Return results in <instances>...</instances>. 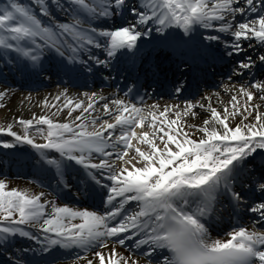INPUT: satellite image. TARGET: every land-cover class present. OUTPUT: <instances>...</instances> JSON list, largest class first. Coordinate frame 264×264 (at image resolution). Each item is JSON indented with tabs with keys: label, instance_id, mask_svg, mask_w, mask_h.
I'll list each match as a JSON object with an SVG mask.
<instances>
[{
	"label": "snow or ice",
	"instance_id": "snow-or-ice-1",
	"mask_svg": "<svg viewBox=\"0 0 264 264\" xmlns=\"http://www.w3.org/2000/svg\"><path fill=\"white\" fill-rule=\"evenodd\" d=\"M53 9L66 20L58 19ZM118 18L121 26L101 28L95 23ZM173 26L185 34L212 29L218 34L204 38L223 40L225 55L245 54V42L248 49L264 48V0H30L28 5L2 0L0 61L18 71L34 69L46 51H54L65 67H86L89 61L108 66L121 51L137 50L138 41L153 30L162 33ZM257 66L264 69V53L255 59L246 54L234 71L243 75L241 69ZM175 91L181 93L183 87ZM235 91L222 111L211 103L189 101L182 108L161 110L158 104L140 107L96 93L85 94L87 102L62 93L55 97L57 103L43 102L53 110L50 115L18 117L0 126V135L13 138L0 140V146L35 149L58 183L68 187L66 170L77 166L91 185L104 190V210L97 212L58 206L44 199V192L7 190L0 180V246L19 236L36 241L41 254L56 247L91 252V258L77 254L74 264H140V257L146 264H264V231L237 224L224 237L213 238L207 226L223 197L232 207L230 216L243 205L255 214L253 225L264 227V174L256 175L247 163L264 151V111L253 102L257 97L264 102V79L253 76ZM8 92L0 90V108ZM197 108L210 114L203 126L182 124L183 117L198 115ZM65 109L70 119H53ZM104 116L114 118L109 122ZM236 117L240 122L232 126ZM14 124L22 131L13 130ZM145 126L151 131L137 132ZM187 128L202 135L193 139ZM130 149L141 167L125 160ZM245 174L247 184L237 191L235 181ZM245 189L259 192L260 199L244 203ZM28 229H36L42 238Z\"/></svg>",
	"mask_w": 264,
	"mask_h": 264
},
{
	"label": "bare ground",
	"instance_id": "bare-ground-1",
	"mask_svg": "<svg viewBox=\"0 0 264 264\" xmlns=\"http://www.w3.org/2000/svg\"><path fill=\"white\" fill-rule=\"evenodd\" d=\"M53 12L56 14L57 18L60 19L62 13H58L53 9ZM126 15V14H125ZM239 19V18H238ZM96 24L99 26H104V27H116V26H121L123 24L122 19H116L115 21L113 20H108L107 23L104 21H96ZM155 35L152 36H145L142 37L140 40H142L145 45L148 46V49H155V48H162L166 43L167 44H177L178 42H182L185 45H188L189 48H193L195 50H198L202 53H206V51H209V49H214V50H221L225 51L223 47V40L220 43H217L215 41H209L206 40L205 38H200V36L206 37L207 35H216L218 34L212 29H203V28H196L192 33L190 34H185L183 32V29H180L178 27H171L166 29L162 33H157L155 32ZM223 36V34H220ZM139 42V41H138ZM247 42H245L246 44ZM169 48L170 46H164V48ZM166 48V49H167ZM180 48V47H179ZM175 48V49H179ZM248 49V48H247ZM256 48L254 49H248L246 52L250 55H252L255 52ZM93 52L95 55H98L100 57H105L104 53L98 49H93ZM119 54L116 59L119 58ZM180 54H183V52H178L177 54H174L171 58L177 59ZM127 55V53H126ZM246 55V54H245ZM182 56V55H181ZM241 55H233L229 59V63H232L235 61ZM106 58V57H105ZM124 58V57H123ZM170 58V59H171ZM231 59L233 61H231ZM147 60V59H146ZM0 65V78L5 79L9 84H16L19 86H25L27 88H31L30 91L26 90H15L14 87H5L3 85H0V90L8 89L9 92L6 95V97L3 100V104L5 107L0 108V126H7L8 123H13L15 118L22 117L24 119H30L32 118L33 114L39 116V115H44V114H51L53 111L50 108H47L44 106V101L47 99L49 104L52 103H57L55 101V97L58 95H61L62 93H66V95L74 100H84L87 102V98L85 94L91 95L92 93H96L97 96H104L109 99H115V98H120V95L118 94L115 96L114 91H108V90H102L96 86L97 82L91 83V87H88L87 85L89 82L84 86H76L73 84V77L76 76L78 73H84V67L85 66H80V65H68L65 67V65L62 63L61 58L56 54V53H50V56L45 55V58L42 60V64H38L35 66L33 69L31 66L28 68H25L23 71H18L17 67L14 65L11 68L5 67L4 63L2 61ZM57 63L59 64L56 69V71H53V68L55 66H49L50 65H55ZM233 64V63H232ZM88 65H94L91 61H89ZM88 65L86 67H88ZM19 66L23 68V65L20 63ZM51 67V68H50ZM48 68V69H47ZM69 68L71 70H69ZM255 71L252 73V79L253 76L255 79L262 78L263 75L261 74L264 72L263 69H260L258 66L254 67ZM100 69H106L105 67H100ZM231 69L230 72L226 75H222V80L218 84L211 85L207 87L204 91L199 92L198 90L195 91L196 95L193 96L192 98L196 97L197 99H188L186 101H169V100H159V101H154V102H148L143 106H148L152 104H158L161 106V110L163 109L164 106H170V105H180L181 108L185 105L186 102H200L204 103L206 106L208 103H211L213 107H216L218 110H221L224 108L225 105L230 104L231 102V95L236 94V89L239 88L240 85L246 83H242L240 81H234L233 79L238 78V77H233L232 80H229V77H232L231 74ZM248 72V71H247ZM51 74L54 78L53 81L46 80L44 78L45 74ZM43 74V75H42ZM65 79V81H62L61 77L62 76ZM181 73H179L178 76H180ZM182 79H179L178 81H181ZM60 82H65L66 87L65 88H52L51 85H54L55 83H60ZM70 87L72 89H70ZM215 87V88H214ZM217 87V88H216ZM206 97H210L209 99H205ZM256 104L261 105V111H264V102H262L258 97L254 99L253 101ZM59 103H63V97L61 98V101ZM103 103V102H101ZM67 109H65L62 113H60L58 116L53 117V119L58 120L59 122H65L67 119H70L67 117ZM98 111H102L100 107L98 106ZM196 113H198L197 116H188V117H183L181 120L182 124L187 125H193V126H200L202 127L203 124V119L209 117V113L206 112L205 109H194ZM78 114V112L74 113V115ZM108 116H104L103 119H107ZM170 118L171 114H170ZM103 119L98 121V123H102ZM240 117H236L234 120L231 121V125L235 126L237 123L240 122ZM13 130L15 131H22L18 125L14 124ZM91 130V128H90ZM188 131L192 132V138L197 139L199 138L202 133L198 131H194L193 128H187ZM141 131H151L147 126H145L143 129H140L139 132ZM0 136H8V135H0ZM13 140V139H11ZM37 142H43L41 137H36ZM157 143L159 141L157 140ZM137 147H140L144 151H150L149 147L147 145H141L136 143L135 144ZM162 147V145H161ZM24 148H31L28 145H17L14 148L11 149H6V150H1L0 151V157L4 158L3 164L0 166V174L1 173H6L10 174L14 171L19 172H14L15 175L18 176H24L27 175L26 177H31V181H24L22 179H11L9 180L10 185L12 188H16L21 191L28 192L30 194H39L41 192H44L46 195L44 199L47 200H52L56 201L58 206H63L62 203H60L58 200L53 195V188L55 187L57 189V178L53 175V171L49 170L47 166H42V162L40 161V158L38 162L35 165H38L37 168L33 169V171L29 172H23L21 169L24 166L25 163H27L32 157H39L37 154V151L32 148L31 152L29 154H26L23 152ZM175 150V149H174ZM134 155V150L130 149L129 150V156L125 157V160H130L131 164H135L137 167H141L142 163H137L139 160V157H136V159H132V156ZM16 163V166H12L11 164ZM248 164H252L251 166H256V169L263 168L264 169V151H260L256 154H254L252 157H249ZM130 166V165H129ZM42 174H44V178L42 177ZM68 174L74 175L72 180V187L78 190H82L84 194H86L88 191H90V188L94 186L98 193L103 195L104 191L102 192V189L99 188L98 186L95 185H89L88 183L90 182L87 177H85L79 170L77 166L70 167L66 170V175L65 178ZM51 177V178H50ZM241 178L247 179V175H241ZM35 183L37 185H42V189H38L37 187H34L33 184ZM71 182V181H70ZM84 196V195H82ZM78 199V198H76ZM80 200V199H79ZM68 206V205H67ZM74 209H81L79 207H74V206H69ZM50 210V209H49ZM79 222V220L75 221ZM35 233L37 236L42 238V233L38 232L36 229H28ZM259 231H264V230H259ZM224 237V236H223ZM34 245L35 247H39L36 252L40 251V246L36 241H33L29 238L25 237H15L11 239L8 243L4 244L3 246H0V250L10 253L11 258L8 259L9 264H45V260H37L35 259L34 254L30 252H24L19 249H13L12 247L14 245H20V246H29V245ZM126 247V246H125ZM77 251V250H75ZM118 251L124 252V249L118 248ZM52 253V252H51ZM77 253V252H76ZM83 253V254H82ZM78 254H82L81 256L87 255L89 258H91V252H82L79 250ZM127 254V253H124ZM73 255V254H72ZM56 256V255H54ZM140 264H146V260L143 257H140ZM74 260H69V261H62V262H55L52 264H74Z\"/></svg>",
	"mask_w": 264,
	"mask_h": 264
},
{
	"label": "rangeland",
	"instance_id": "rangeland-1",
	"mask_svg": "<svg viewBox=\"0 0 264 264\" xmlns=\"http://www.w3.org/2000/svg\"><path fill=\"white\" fill-rule=\"evenodd\" d=\"M0 2H2V0H0ZM21 2L23 4H25V5H28L30 3V0H21ZM60 20H66V17L62 14ZM245 48H246V50H248L247 49V43L245 44ZM49 53H54V51H46L45 52L46 55H49ZM262 53H264V48L256 47L255 52L251 56H253V58L255 59L258 54H262ZM232 69H233V73L236 74V72L234 70L237 69V62H234L233 66H232ZM250 70H252V69H250ZM240 71L242 72L243 70L241 69ZM46 76H45V78H47ZM249 76H250V74H247V76H242L238 80H234V81H240L242 83H245L246 80L249 79ZM49 77H50V75H49ZM261 79H264V75L259 80H261ZM0 85H3L5 87H14L15 90H26V91H30L31 90V89H28V88L17 86L15 84H11L10 85L5 80H1V79H0ZM51 87L52 88H57L58 87V88L61 89V88H65L66 86H64L63 83H61V84H54ZM11 139H13L11 136H0V140H3V141H12ZM6 149L7 148H3L2 146H0V151L1 150H6ZM21 150H23L24 152H29V150H26V149H21ZM3 161H4V158L0 157V166L3 164ZM34 164H35V158H33V160L31 161V164H29V167L27 165V168L29 170H31L30 168H32L34 166ZM17 177H19V176H13V173H10V174L1 173L0 174V180H3L6 183L7 190L12 189V186L10 185L9 180L18 179ZM22 179L23 180H29V179H26V178H22ZM2 261H3L4 264H7V260H2Z\"/></svg>",
	"mask_w": 264,
	"mask_h": 264
}]
</instances>
